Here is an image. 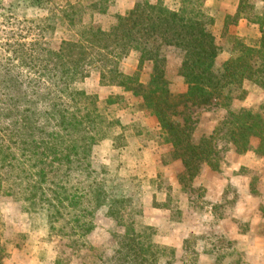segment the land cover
<instances>
[{
    "label": "rangeland",
    "instance_id": "1",
    "mask_svg": "<svg viewBox=\"0 0 264 264\" xmlns=\"http://www.w3.org/2000/svg\"><path fill=\"white\" fill-rule=\"evenodd\" d=\"M138 1L0 0V70L5 65L14 66L12 71L20 75L27 91L44 94L43 80H47V70L53 63L72 64L77 69L79 76L70 82L71 87L95 95L99 113L104 117V136L91 148L89 162L95 172L91 177L102 183L113 198L126 200L123 207H118L123 224L109 217L104 206L95 215L93 230L78 237L64 227L68 225L64 220L55 222V229L51 230L44 210L26 212L22 201L0 193V264H101L112 255L117 236L130 222L140 232V240L152 245L154 264L264 262V256L253 249L257 242L264 241V219L260 215L264 213V145L257 147L255 138H251L248 149L239 141L234 143L229 131L236 125L228 123V114L241 108L259 111L264 121V91L244 81L241 88L232 89L230 100L188 105L191 141L197 143L202 136H210L217 154L211 158L212 164L199 163L192 177L182 162L180 172L177 167L168 168V179L159 162L166 165L173 159L181 161L173 153L168 134L141 97L117 85L112 73L113 66L125 76L136 73L137 81L145 86L150 79L151 63L145 62L137 69L138 54L130 51L114 64L108 54L111 49L117 52L112 42L92 37L97 28L108 30L115 25L117 17ZM162 1L171 9L181 2ZM201 9L214 21L211 30L221 48L215 60L217 67L230 57L234 37L252 43L264 29V0H203ZM105 45L110 46L109 51ZM21 55L26 66H19ZM163 55L170 92L184 94L187 85L178 72L180 52L167 48ZM24 102L19 105L20 110L29 106ZM41 106L38 102L37 107ZM172 119L182 122L179 115ZM145 147L150 148L152 156L143 154ZM246 153L254 170L248 173L243 166L234 173L247 175L249 187L243 194L230 185L222 191L213 177ZM175 175L178 185L174 191L171 180ZM163 187L169 189L166 201L158 203L154 194L151 206L155 209L147 213L145 195ZM237 202L242 203L241 207ZM221 219H225V228L231 234L219 231ZM180 220H186L187 226L173 228Z\"/></svg>",
    "mask_w": 264,
    "mask_h": 264
},
{
    "label": "trees",
    "instance_id": "2",
    "mask_svg": "<svg viewBox=\"0 0 264 264\" xmlns=\"http://www.w3.org/2000/svg\"><path fill=\"white\" fill-rule=\"evenodd\" d=\"M201 7L203 0H181L176 9L162 0H140L118 16L111 28H97L92 33L93 39L112 42L117 50L111 49L114 55L108 53L112 63L130 51L138 54L137 69L151 63L145 86L137 81L136 73L125 76L117 66L111 72L116 84L140 96L157 118L190 177L202 161L212 164L217 151L210 136H202L197 143L191 141V118L186 107L230 100L232 89L241 88L244 81L264 91V29L252 43L234 37L230 57L217 67L215 60L221 48L211 30L214 21ZM101 9L99 5L98 11ZM109 47L105 45L107 51ZM167 48L181 54L178 72L187 85L184 94L173 95L169 90L163 55ZM23 60L21 55L19 66H26ZM13 67L5 65L0 70V193L22 201L26 212L44 210L51 230L55 222L64 220L68 224L64 227L78 237L93 230L95 215L104 206L109 217L123 224L118 207H123L126 200L113 198L91 177L95 173L89 162L91 148L104 136V117L96 96L71 87L70 82L79 76L72 64L53 63L47 70V80H43L44 94L27 91ZM25 100L29 106L20 110ZM38 102L41 107H37ZM178 115L181 123L172 119ZM228 116V123L236 125L229 131L234 143L239 141L248 149L251 138H255L257 147L264 145V121L259 111L241 108ZM124 227L112 255L101 264H154L152 245L140 240L141 234L132 222Z\"/></svg>",
    "mask_w": 264,
    "mask_h": 264
},
{
    "label": "crops",
    "instance_id": "3",
    "mask_svg": "<svg viewBox=\"0 0 264 264\" xmlns=\"http://www.w3.org/2000/svg\"><path fill=\"white\" fill-rule=\"evenodd\" d=\"M166 151L169 150V146L166 145ZM143 154L144 155H148V156H152V151L150 150V148L148 147H145L143 150ZM160 152V151H159ZM248 153L246 154H243L242 156L240 157H237V158H234L232 160V163L231 165H229V169H225V171L221 174H218L217 177H213L214 179H217L219 181V184H218V188H220L222 191L224 189V187L226 188L227 185H230L232 186V188H235L237 191H240L242 194L245 193V190L249 187V177L245 174H240V173H234L235 169L237 168H240V167H243L245 166L246 171L248 173H250L251 170H254L252 164L250 163L249 161V156L247 155ZM230 160V161H231ZM150 162V161H149ZM160 168L162 170V172L165 174V176L168 177L169 179V174H168V168L170 167H173V168H176L178 169V171L180 172L182 170V167H181V161L178 160V159H173L171 162H169V164H166V165H163L162 163H160ZM147 165V168H148V164ZM176 175L174 176V180L172 181L171 180V183L173 184V189L174 191L176 190ZM169 189L163 187L161 188L160 190H153L151 193H148L147 195H145V211L147 213H151L155 208L152 205V200H153V195L155 194V200L158 202V203H161V202H165L166 201V198H167V195H169ZM238 203V207H241L240 203L241 202H237ZM242 204V203H241ZM159 210V209H157ZM263 214V219H264V213H261L260 215L262 216ZM221 223L220 225L223 226V228H220V225H219V231L224 234V235H229L232 233V231H227V229L225 228V219H221L220 220ZM187 221L186 220H180L179 223H174V227L173 228H179L180 226H187ZM197 228H195V232H196ZM264 237H261V240L263 239ZM246 248L244 247L243 250H245ZM254 251H257V253L259 252V256H264V241H262V243H256V245H254ZM261 264H264V262H261Z\"/></svg>",
    "mask_w": 264,
    "mask_h": 264
}]
</instances>
